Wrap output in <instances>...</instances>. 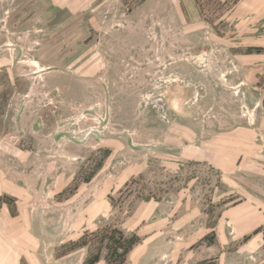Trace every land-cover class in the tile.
<instances>
[{"label": "rangeland", "instance_id": "1", "mask_svg": "<svg viewBox=\"0 0 264 264\" xmlns=\"http://www.w3.org/2000/svg\"><path fill=\"white\" fill-rule=\"evenodd\" d=\"M1 251L264 264V0H0Z\"/></svg>", "mask_w": 264, "mask_h": 264}, {"label": "crops", "instance_id": "2", "mask_svg": "<svg viewBox=\"0 0 264 264\" xmlns=\"http://www.w3.org/2000/svg\"><path fill=\"white\" fill-rule=\"evenodd\" d=\"M16 256L17 255H15L13 252L4 253L3 251H1L0 252V264H18Z\"/></svg>", "mask_w": 264, "mask_h": 264}]
</instances>
